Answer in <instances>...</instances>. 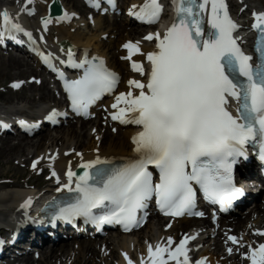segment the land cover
I'll return each mask as SVG.
<instances>
[{"label":"snow or ice","instance_id":"obj_1","mask_svg":"<svg viewBox=\"0 0 264 264\" xmlns=\"http://www.w3.org/2000/svg\"><path fill=\"white\" fill-rule=\"evenodd\" d=\"M173 6L176 19L171 26L163 34L144 37L155 41V50L142 52L139 41L123 45L128 50L124 59L146 80L129 79V90L115 96L111 107L116 111L111 115L113 120L133 123L140 129L132 137L136 158L114 163L97 156L81 165L85 171L78 177L69 169L68 182L62 187L75 197L57 206L55 218L84 217L97 225L117 223L129 231L140 225L142 218L137 212L146 209L153 198L166 216L203 215L193 213L198 190L222 208L244 194L234 183L233 165L247 156V145H258L259 158L264 161V12L253 13L252 28L258 33V57L253 64L234 36L238 25L225 0H173ZM162 11L158 0H145L133 14L152 24L159 21ZM0 21V38L24 32L32 39L7 11L0 12ZM50 22L43 20L45 29ZM135 54L146 58L147 70L143 63L132 60ZM68 57L61 63L82 69L78 78L69 80L50 66L62 80L72 110L87 115L90 105L114 92L120 78L98 58L77 63L71 51ZM44 60L48 63L49 57ZM21 83L11 86L19 88ZM55 115L53 109L48 118ZM36 164L34 161L32 167ZM150 166L158 179H153ZM52 175L56 176L55 171ZM30 203L26 200L23 207ZM193 238L185 236L174 249L171 237L165 246L153 248L149 244L147 261L141 258L140 264H190L186 245ZM228 239L238 242L235 236ZM249 252L245 255L251 264H264V243L258 248L250 246ZM124 256L127 264H133L126 253Z\"/></svg>","mask_w":264,"mask_h":264},{"label":"bare ground","instance_id":"obj_2","mask_svg":"<svg viewBox=\"0 0 264 264\" xmlns=\"http://www.w3.org/2000/svg\"><path fill=\"white\" fill-rule=\"evenodd\" d=\"M64 9V16L62 18L53 19L47 26V31H41V21L40 19L47 14V6L51 0H20L18 4L11 3L6 7L0 6V12L7 11L13 19L21 25V27L31 34H37L39 39L44 36L46 37V43L43 42L40 46L41 52L52 53L54 57L66 55L59 48V43L61 41H68L75 49L73 57L80 62L84 59L91 60L93 57L102 60L105 64L104 66L111 72L116 73L119 77H122L123 72H126L124 83H121L120 91L117 92H127L129 90L128 80L129 79H140L142 81L146 80L145 76H141L139 73L134 72L131 68V61L125 59L123 62L118 63V59H124L128 56V50L123 46L114 45L113 42L108 46L109 52L105 53L102 51L105 42L102 40V35H95L94 33L87 35L83 28L87 29L91 27L90 31H100L104 28H111V31L115 30L117 37L123 38L124 33L128 37L124 38V44L128 42L139 41L140 48L142 52L147 53L149 51L155 50V41H147L144 39L145 35H139L141 30L137 28H132V21L128 18L120 19L116 17H106L99 16L98 20L94 19V16L90 18L89 21L81 20L84 13L88 12L86 5L81 4L78 0H59ZM125 2L127 0H124ZM129 7L126 9V14H133L135 8H140L145 0H129ZM228 11L233 20L239 19L237 24L247 25L250 12L252 10H263L261 6L264 5V0H225ZM80 10L77 12L72 8ZM249 8V9H248ZM134 9V10H133ZM32 11L34 13L33 17H37L38 25L32 26L29 24L30 20L26 19V13ZM67 14L68 18H65ZM82 15V17H81ZM112 22H116L113 25ZM2 24V21H0ZM172 24L166 16L164 23L159 24L156 32H162L163 26L169 27ZM135 25V24H134ZM163 25V26H161ZM137 27V26H136ZM141 28V27H139ZM247 30V28H244ZM147 31H150L149 29ZM140 36V37H138ZM115 37V35H113ZM104 39V38H103ZM122 44V45H124ZM123 47L125 51L121 54L114 52L115 48ZM113 52H110V51ZM6 53V52H5ZM132 60L139 61L144 64L145 69H148V61L146 58L140 54H135ZM36 61V60H34ZM7 63L5 64V74L3 76H8L11 74V70H15L16 74H21L25 70L35 69L27 62L24 58L20 56H8ZM40 74V73H39ZM19 81V80H15ZM20 82V81H19ZM27 85V90L33 89V92L29 97L23 96L22 100L26 102L28 106L16 105L14 108L0 106V110L4 111L6 114L12 115H26L31 119L35 120L39 118L35 116L39 112L47 113L51 112L53 109H57L62 105L61 99H54V91L50 88L51 86L46 80H43L40 85L37 84H25L20 88L18 92L25 89ZM49 85V86H48ZM37 93V94H36ZM108 99L103 104L91 105L89 111L91 114H97L94 124L89 127L86 131L85 126L82 125L78 128L69 127L63 133L65 138H61L60 134L57 136L52 135V131L36 133L33 136H27L29 138H22L25 135H17L11 137L10 133L0 136V159L2 166L11 165L14 162L16 166H22L27 161L37 162L38 167L46 163V171L51 174L55 171L63 180V184H66L68 170L71 169L75 171L82 164L94 160L97 156L102 159H121V158H136L137 153L134 151V146L132 144V137L140 130L138 126L128 127L125 129L126 139L114 137L109 141V145L105 146V139L99 135L98 129L100 126V120L104 118L103 112L107 113V118H112V113L116 111L111 105L115 102V96ZM55 100L58 106H52L49 101ZM9 102L8 99H5ZM42 103V105H40ZM44 103V104H43ZM35 104H37L35 106ZM23 106V107H22ZM31 108H30V107ZM34 110L33 112H28V109ZM103 109L102 114H100L99 109ZM99 118V119H98ZM110 120V119H109ZM74 121L70 120L67 125ZM92 121V120H88ZM85 121L84 123L89 124L90 122ZM111 122V121H110ZM111 124V123H110ZM104 125V124H103ZM108 126V124H106ZM121 126H117V129H122ZM56 131V129H55ZM88 132V133H87ZM93 132V133H92ZM62 133V134H63ZM96 133V134H94ZM115 133V132H114ZM61 134V135H62ZM34 137V138H33ZM14 138V139H13ZM17 138V139H16ZM63 139V140H62ZM103 139V140H102ZM61 140V141H59ZM79 153L80 155H77ZM58 154V157L51 161V158ZM0 160V161H1ZM13 173L10 177H0V225L2 227L5 219L9 218L10 214H20L26 211L23 207L26 200L35 201L40 196L48 195L50 193V188H46L43 192H37L38 185L36 183H20L15 179L17 178V167L11 166ZM5 178H11L7 181ZM15 181H14V180ZM20 179V178H18ZM14 181V182H12ZM3 186V187H2ZM60 187H56L59 189ZM259 203L251 206L247 213L243 217L230 219H220L216 223H213L209 217L207 218H182L179 220H169L154 215L150 218L145 228L140 230L138 233L130 234L129 236H114L110 235L103 239L99 238H86L82 239L84 236H79L77 238H72L69 240L57 241L56 243L49 242L47 245L38 251V257H32L30 253H24L17 257L13 264H127L124 254L126 253L133 261V264H140L141 258L147 261V249L148 245L151 244L153 248L157 244L165 246L169 237L173 236V244L171 248H175L180 240H176V236L194 237L188 241L190 242V251H188V257L193 255L192 262L198 261L200 258H205V264H251L250 260L246 258L245 254H250L249 247L255 248L254 244L264 241L260 237L255 235V231L259 229H264V194L260 195L258 199ZM165 222V223H164ZM169 226V230H166V226ZM14 230V229H12ZM2 230H0L1 232ZM142 233L144 234L143 241L139 237ZM229 236H235L237 238V243H233L228 239ZM27 237V238H26ZM87 237V236H85ZM135 237V238H134ZM38 236L25 235V237L19 243L23 245L26 240H37ZM181 239V240H182ZM192 242V243H191ZM99 244H101L99 246ZM187 244V245H188ZM232 248V252H228V248ZM102 249V252H101ZM243 256L245 263H241L240 258ZM183 258V257H182ZM169 264V262H168Z\"/></svg>","mask_w":264,"mask_h":264},{"label":"rangeland","instance_id":"obj_3","mask_svg":"<svg viewBox=\"0 0 264 264\" xmlns=\"http://www.w3.org/2000/svg\"><path fill=\"white\" fill-rule=\"evenodd\" d=\"M76 1V0H75ZM65 2H66V0H65ZM77 2V1H76ZM77 4H78V2H77ZM262 8H264V5H262L261 6ZM73 10H75V11H77V12H80V10H78V9H76V7H74V8H72ZM123 10V9H122ZM123 11H120V16H122L123 17V13H122ZM85 14H87V10H86V12L84 13V16H85ZM97 16V15H96ZM95 16V19L96 20H98V18ZM81 17H82V15H81ZM88 18V17H90V15H86L85 17H83L82 19L84 20V18ZM35 23H37L36 21H35ZM114 23H116V22H112V24L111 23H109L110 25H113ZM133 27H135L134 25H132V28ZM135 28H137L138 30H141V33L139 34V35H143L144 34V32H145V28H139V27H135ZM90 29H91V27H89V28H87V29H85V28H83L81 31H84L87 35H90L91 33L93 34H95V35H100L101 33H104V35H102V37L104 38H102V40L105 42V44H108V45H103L102 46V51H104L105 53H107V52H109V50H108V46L111 44V42H113V44L114 45H119V46H123L122 44H124V38H126V37H128L127 36V34L126 33H124V36H122L123 38H120L119 36L117 37V35L114 33L115 32V30H113V32L111 31V28H104L103 30H100V31H90ZM108 35V37H106L105 38V36H107ZM113 35H115V37H113ZM138 37H140V36H138ZM125 51V49L123 48V47H121V48H115V50H114V52H117L118 54H121L122 55V53ZM110 52H113L112 50L110 51ZM9 55H11V54H8V55H6L4 52H0V106L2 105L3 107H10V108H14L13 106H16V105H24V106H28L27 104H26V102H24L23 100H22V97L23 96H27V97H29L30 95H31V93L33 92V89H30V91L29 90H27V85H26V88L25 89H23L20 93L19 92H12V91H10V86H11V83L13 82V81H15L16 79H18V80H25L26 82L29 80V78H31V77H43L45 74H44V72L42 71V70H40V68H38V66H39V64L37 63V64H34V63H31V64H34L35 66H33V68H35L36 67V65H37V67L35 68V69H31V70H25V71H23L21 74H18V75H15L16 74V71L15 70H11L10 72H11V74H9L8 76H3V74H5V64L7 63L6 61H7V58H8V56ZM125 59H118V63H120V62H123ZM39 73H41V74H39ZM124 74H122V77L124 78V80H123V83H124V81H126L125 80V76H126V72H123ZM46 76V75H45ZM37 79V78H36ZM41 79V78H40ZM39 78H38V80H40ZM49 86V85H48ZM51 88V87H50ZM52 89V88H51ZM55 91H54V90ZM53 91H54V94H55V97H54V99H58V98H60V95L57 93V91H56V88L55 87H53ZM56 92V93H55ZM37 94V93H36ZM58 97V98H57ZM5 99H8L9 100V102H6L5 101ZM49 101V100H48ZM53 101H55V100H50L49 101V103L51 104V105H53L54 104V102ZM44 104V103H43ZM37 104H35V106H36ZM40 105H42V103H40ZM23 107V106H22ZM30 107V106H29ZM32 107V106H31ZM30 107V108H31ZM30 108H27V107H25V109H28L29 111L28 112H33L34 110H36V109H34V110H31ZM100 110V109H99ZM100 112V114H102L101 113V111H99ZM102 112H103V109H102ZM104 113V112H103ZM99 119V118H98ZM102 120H105L104 118L103 119H101L100 120V126H99V129H98V132L97 133H99V135L101 136V137H104V139H105V146H108L109 145V141H110V139L112 138V136H113V134H116L117 133V135H114V137H117V138H122V139H126V135H124L123 136V134L121 135V133H125V129H117L116 130V128L114 127V126H112L111 128H110V120L109 119H106L105 121H106V123H103L102 122ZM78 121V120H77ZM95 121H98V120H95ZM94 120H92V121H88V122H90L89 124H86L85 125V123L84 122H79V123H70V125L68 126V127H62V128H60V129H57L56 131H52V135H54V136H57V135H59L60 134V137L61 138H65V135H64V131L67 129V128H69V127H75V128H78V127H80L82 124V126L84 127L85 126V129H86V131H87V129L89 128V127H91L93 124H94V122H95ZM104 124V125H103ZM106 124H108V126L106 125ZM104 126V127H103ZM119 130V131H118ZM118 131V132H117ZM115 132V133H114ZM63 133V134H62ZM88 133V132H87ZM93 133V132H92ZM62 134V135H61ZM94 134H96V133H94ZM22 138H29V137H27V136H23ZM34 138V137H33ZM14 139V138H13ZM17 139V138H16ZM29 139H32V138H29ZM63 140V139H62ZM103 140V139H102ZM59 141H61V140H59ZM1 160V159H0ZM2 162H4V160L2 161H0V164H2ZM5 163V162H4ZM9 165H4V166H2V165H0V177H5V176H7V177H10L11 175H12V173H13V170H12V168H10L11 166H15V167H17L18 169H16L15 168V170H17V178L15 179L17 182H20V183H27V182H29V183H36V184H38L37 182L39 181V183L41 182V181H43V178H39V174H40V170H37V173H33V172H31L30 171V162L29 161H27L26 163H24L22 166H16L15 164H14V162L12 163V165H11V161L8 163ZM46 167H47V165H46ZM5 175V176H4ZM18 178H20V179H18ZM44 178H46L45 176H44ZM7 181H10L9 179H11V178H5ZM39 179V180H38ZM2 179H0V181H1ZM14 180V179H13ZM14 180V181H15ZM36 180H38V181H36ZM14 181H12V182H14ZM3 187V186H2ZM243 216V215H242ZM241 217V216H240ZM149 230V228L148 229H146V232ZM144 234L145 233H142L141 234V236L139 237L140 239H142V241H143V238H144ZM110 235H114V236H117V233H110L108 236H110ZM135 238V237H134ZM101 244H99V246H100ZM101 252H102V249H101ZM54 264V263H53Z\"/></svg>","mask_w":264,"mask_h":264},{"label":"water","instance_id":"obj_4","mask_svg":"<svg viewBox=\"0 0 264 264\" xmlns=\"http://www.w3.org/2000/svg\"><path fill=\"white\" fill-rule=\"evenodd\" d=\"M57 5H59L58 1H55ZM63 14L62 10L61 13L59 15ZM45 20V19H44Z\"/></svg>","mask_w":264,"mask_h":264}]
</instances>
